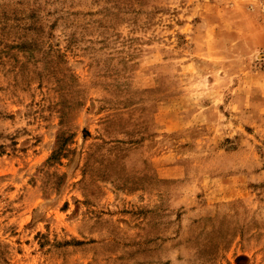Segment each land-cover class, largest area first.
I'll use <instances>...</instances> for the list:
<instances>
[{
	"label": "rangeland",
	"instance_id": "rangeland-1",
	"mask_svg": "<svg viewBox=\"0 0 264 264\" xmlns=\"http://www.w3.org/2000/svg\"><path fill=\"white\" fill-rule=\"evenodd\" d=\"M0 264H264V0H0Z\"/></svg>",
	"mask_w": 264,
	"mask_h": 264
}]
</instances>
